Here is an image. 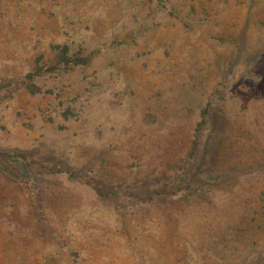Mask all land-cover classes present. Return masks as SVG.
Returning <instances> with one entry per match:
<instances>
[{
  "label": "rangeland",
  "instance_id": "374dc122",
  "mask_svg": "<svg viewBox=\"0 0 264 264\" xmlns=\"http://www.w3.org/2000/svg\"><path fill=\"white\" fill-rule=\"evenodd\" d=\"M6 153L0 264H264V0H0Z\"/></svg>",
  "mask_w": 264,
  "mask_h": 264
},
{
  "label": "trees",
  "instance_id": "16d2710c",
  "mask_svg": "<svg viewBox=\"0 0 264 264\" xmlns=\"http://www.w3.org/2000/svg\"><path fill=\"white\" fill-rule=\"evenodd\" d=\"M58 65H56L54 68L58 67L59 69L64 68V70L70 69L71 67L78 65V64H83L88 61L87 57H71L68 55V47L63 46L60 54L58 56ZM42 66L39 64V58L37 59V63L35 65V69L33 71H30L27 73V77L29 79H33L36 73H39L42 70ZM50 69V68H49ZM27 89L32 92L36 93L37 91L40 90V88L33 82H29L26 84ZM204 120V119H202ZM203 122V121H201ZM9 158H11V162L8 160L4 159L2 163H0V169L7 173L9 176L13 178H19L20 176H30L31 169L29 168V164L26 161H21L19 158L21 157L23 159V156L20 154H11V153H6ZM97 193L99 196L106 198L108 197V192H103L102 189L97 188Z\"/></svg>",
  "mask_w": 264,
  "mask_h": 264
}]
</instances>
